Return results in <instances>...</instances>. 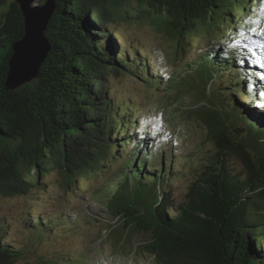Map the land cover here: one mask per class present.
<instances>
[{
  "label": "trees",
  "instance_id": "obj_1",
  "mask_svg": "<svg viewBox=\"0 0 264 264\" xmlns=\"http://www.w3.org/2000/svg\"><path fill=\"white\" fill-rule=\"evenodd\" d=\"M54 3L45 31L50 50L38 75L9 89L8 61L24 24L18 4L0 0V196L42 189V179L56 169L72 189L80 179L108 172L96 189H83L100 203L105 219L120 218V229L107 234L118 246L129 228L147 234L137 247L157 264H264V110L255 107L252 94H263L264 86L258 73L245 68L243 44L229 43L250 33L248 19L257 0ZM118 21L155 24L175 40L173 55L183 54L187 38L216 39L160 82L164 76L151 69L139 46L124 45ZM111 76L135 77L173 94L195 85L204 94H217L214 106L200 113L213 148L183 198L177 199L171 186L172 154L158 150L146 132L136 137L133 110L111 94ZM218 81L234 86L216 88ZM161 155L164 161L158 163ZM228 155L239 161V170L230 166ZM67 217L66 212L32 217L27 231L39 241L69 223ZM27 250L0 235V264H24ZM47 263L46 256L35 261Z\"/></svg>",
  "mask_w": 264,
  "mask_h": 264
},
{
  "label": "rangeland",
  "instance_id": "obj_2",
  "mask_svg": "<svg viewBox=\"0 0 264 264\" xmlns=\"http://www.w3.org/2000/svg\"><path fill=\"white\" fill-rule=\"evenodd\" d=\"M251 22L245 39L240 36L232 37L231 46L243 44L242 54L247 60L245 68L258 73V80L264 86V4L257 0L256 10H250ZM122 34V41H130L139 46L142 54L151 61V69L164 81L166 76H172L183 66L184 60H190L206 48L208 40L200 35L188 39L182 55H173L175 40L158 30L155 24L149 21L128 23L118 21L115 25ZM143 49V51H142ZM173 57V58H172ZM253 61V62H251ZM254 62H257V66ZM180 70V69H179ZM229 77L224 75V79ZM162 80V81H161ZM259 84V81H255ZM233 83V82H230ZM160 84V83H158ZM225 84V83H224ZM228 84V83H226ZM234 84V83H233ZM216 88L223 85L222 81L215 84ZM111 94L124 102L133 110L132 115L137 120L140 133L149 135L148 141L154 140L153 145L160 150L165 149L172 154L171 175L174 177L172 189L177 199L183 198L188 185L199 172L204 158L212 151V144L205 139V131L200 120L201 110L214 106L212 99L218 96L204 94L195 85L191 90L175 94L156 87L148 86L135 77L111 76L109 81ZM264 88V87H263ZM180 92V91H179ZM252 93L255 98V107L264 110V92ZM260 94V95H259ZM238 96H241L237 94ZM205 106V107H202ZM223 110V109H222ZM241 135L247 138L246 127L242 122ZM145 133V134H146ZM134 149V143L129 145ZM126 153L123 154V157ZM165 157V156H164ZM163 155L156 157L164 161ZM228 162L234 170L241 168L239 161L228 155ZM120 164V162L118 163ZM117 164V165H118ZM167 164L164 165V168ZM114 167L111 169L113 172ZM109 174L100 172L88 180H79L76 188L66 186L65 179L58 169L42 179L43 188L32 190L28 195L15 197L0 196V235L1 240L25 245L27 251L22 258L24 264H35L39 256L48 258L47 264H157L149 256L142 254L137 247L148 239L147 234L131 232L125 229V240L119 246L113 243V237L107 235L110 228L118 230L121 227L120 218H107L101 211L100 203L91 200L94 196L91 190L104 183ZM81 185V187L79 186ZM66 212L69 223L59 224L53 233H48L39 241H35L32 233L27 231L32 217L42 215L56 216ZM70 225V227H69ZM67 232V233H66ZM66 234L69 236L66 237ZM110 236V238L108 237ZM33 241V242H31Z\"/></svg>",
  "mask_w": 264,
  "mask_h": 264
},
{
  "label": "water",
  "instance_id": "obj_3",
  "mask_svg": "<svg viewBox=\"0 0 264 264\" xmlns=\"http://www.w3.org/2000/svg\"><path fill=\"white\" fill-rule=\"evenodd\" d=\"M14 1L22 14L24 31L23 35L12 44L5 81L9 89L16 88L38 75L39 67L50 50V42L45 31L55 12L54 0ZM206 107H208L207 103ZM203 129L205 131L204 125Z\"/></svg>",
  "mask_w": 264,
  "mask_h": 264
},
{
  "label": "snow or ice",
  "instance_id": "obj_4",
  "mask_svg": "<svg viewBox=\"0 0 264 264\" xmlns=\"http://www.w3.org/2000/svg\"><path fill=\"white\" fill-rule=\"evenodd\" d=\"M262 4H264V0H262Z\"/></svg>",
  "mask_w": 264,
  "mask_h": 264
}]
</instances>
